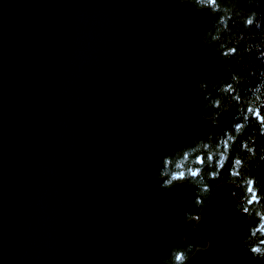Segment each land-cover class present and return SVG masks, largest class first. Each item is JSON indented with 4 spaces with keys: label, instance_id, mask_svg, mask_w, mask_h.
Here are the masks:
<instances>
[{
    "label": "water",
    "instance_id": "obj_1",
    "mask_svg": "<svg viewBox=\"0 0 264 264\" xmlns=\"http://www.w3.org/2000/svg\"><path fill=\"white\" fill-rule=\"evenodd\" d=\"M264 3V0H257ZM191 0H0V264H264L219 182L162 185L164 157L203 133L200 82L224 59Z\"/></svg>",
    "mask_w": 264,
    "mask_h": 264
},
{
    "label": "trees",
    "instance_id": "obj_2",
    "mask_svg": "<svg viewBox=\"0 0 264 264\" xmlns=\"http://www.w3.org/2000/svg\"><path fill=\"white\" fill-rule=\"evenodd\" d=\"M191 1L215 12L205 39L215 42L224 65L198 85L202 111L211 117V125L175 144L164 157L162 185L186 180L194 187L190 217L197 215L217 183L236 184V210L253 221L244 234V249L260 259L264 257V3L206 0L202 5ZM198 245L204 242L193 235L174 246L166 260L183 262Z\"/></svg>",
    "mask_w": 264,
    "mask_h": 264
},
{
    "label": "clouds",
    "instance_id": "obj_3",
    "mask_svg": "<svg viewBox=\"0 0 264 264\" xmlns=\"http://www.w3.org/2000/svg\"><path fill=\"white\" fill-rule=\"evenodd\" d=\"M180 2L183 3V0H180ZM198 2L203 5L206 3V0H198Z\"/></svg>",
    "mask_w": 264,
    "mask_h": 264
},
{
    "label": "snow or ice",
    "instance_id": "obj_4",
    "mask_svg": "<svg viewBox=\"0 0 264 264\" xmlns=\"http://www.w3.org/2000/svg\"><path fill=\"white\" fill-rule=\"evenodd\" d=\"M257 115H259V113H257ZM237 163H239V162H237ZM249 191L252 192L253 189L251 187H249ZM253 199H255V194L254 193H253Z\"/></svg>",
    "mask_w": 264,
    "mask_h": 264
},
{
    "label": "flooded vegetation",
    "instance_id": "obj_5",
    "mask_svg": "<svg viewBox=\"0 0 264 264\" xmlns=\"http://www.w3.org/2000/svg\"><path fill=\"white\" fill-rule=\"evenodd\" d=\"M195 216H196V215H195ZM203 242H204V241H203ZM203 246H205V243H204V245H203ZM170 254H171V252H170ZM170 254H169V255H170ZM168 257H169V256H168ZM183 262H184V261H183Z\"/></svg>",
    "mask_w": 264,
    "mask_h": 264
},
{
    "label": "rangeland",
    "instance_id": "obj_6",
    "mask_svg": "<svg viewBox=\"0 0 264 264\" xmlns=\"http://www.w3.org/2000/svg\"><path fill=\"white\" fill-rule=\"evenodd\" d=\"M195 216V215H194Z\"/></svg>",
    "mask_w": 264,
    "mask_h": 264
}]
</instances>
